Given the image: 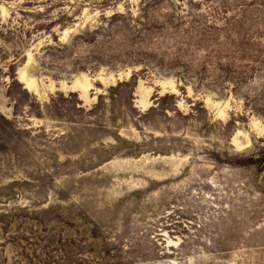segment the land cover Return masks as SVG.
I'll return each mask as SVG.
<instances>
[{"label":"rangeland","instance_id":"obj_1","mask_svg":"<svg viewBox=\"0 0 264 264\" xmlns=\"http://www.w3.org/2000/svg\"><path fill=\"white\" fill-rule=\"evenodd\" d=\"M0 264H264V0H0Z\"/></svg>","mask_w":264,"mask_h":264},{"label":"trees","instance_id":"obj_2","mask_svg":"<svg viewBox=\"0 0 264 264\" xmlns=\"http://www.w3.org/2000/svg\"><path fill=\"white\" fill-rule=\"evenodd\" d=\"M245 161H252V158H244Z\"/></svg>","mask_w":264,"mask_h":264}]
</instances>
